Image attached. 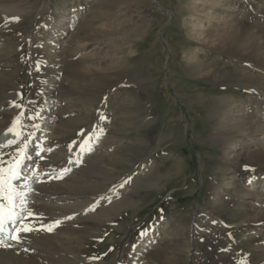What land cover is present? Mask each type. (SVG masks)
Masks as SVG:
<instances>
[{
	"label": "rangeland",
	"instance_id": "obj_1",
	"mask_svg": "<svg viewBox=\"0 0 264 264\" xmlns=\"http://www.w3.org/2000/svg\"><path fill=\"white\" fill-rule=\"evenodd\" d=\"M29 2L28 10L40 13L34 20L5 29L10 20L0 23V42L6 49L14 46L9 60L18 69L17 102L36 103L45 77L36 63L57 49L64 69L51 113L57 134L64 133L60 146L82 150L88 141L85 148L94 150L77 183L70 180L76 168L63 178L93 204L84 206L90 212L71 217L74 233L61 234L66 252L94 264H130L143 236L152 232L155 239L137 264H260L263 238L255 233L257 215L247 204L253 191L263 194L248 181L264 177V161L252 158L253 148L238 145L236 138L229 139L232 148L223 159L212 111L216 98H248L238 83L255 76L245 67L250 61L237 65L236 52L211 49L208 32L210 21L221 25L239 11L264 16V0ZM71 2L78 17L67 29L62 25L60 45L44 47L41 26L58 21ZM27 43L33 46L31 58ZM229 72L239 73L232 79ZM51 103L44 102L38 116ZM108 144L110 149L95 150ZM118 202L124 206L113 205ZM165 234L169 239H162Z\"/></svg>",
	"mask_w": 264,
	"mask_h": 264
},
{
	"label": "bare ground",
	"instance_id": "obj_2",
	"mask_svg": "<svg viewBox=\"0 0 264 264\" xmlns=\"http://www.w3.org/2000/svg\"><path fill=\"white\" fill-rule=\"evenodd\" d=\"M29 3V0H0V23L3 20H10L2 29L24 26L34 20L35 16L40 13H31L27 8ZM68 8L58 16V21L53 20L48 24L46 20L44 21L41 26V37L47 41L44 47L48 48L51 44L60 45L59 41L65 34L62 32V25H67L65 28L67 29L78 17L79 10H76L75 3L71 2ZM66 13H70V15H65ZM210 23L213 27L208 32V39L212 44L211 49L220 54L231 53V50L236 52L237 65L244 67V63L250 61L245 67L246 69L250 68L251 73L250 71L249 73L255 76L249 79L253 80L252 82L238 83V86L250 93L248 98L233 100V98L221 97L215 99L212 111L217 114L215 134L220 138L225 148L222 158L228 159V151L232 148L231 143H228L229 139L236 138L238 145L253 148L252 158L256 161H264V16L254 14L249 17L239 11L231 20H227L221 25L213 26L214 22L210 21ZM201 29L199 27L197 31ZM13 48L14 46H8L6 49L0 42V145H5L9 140L14 141L11 146L0 147V154L3 157L0 166L7 167L9 163L14 162L20 150L24 149L27 159H24L21 165L22 179L16 183L27 192V203L25 210L21 211L19 207L17 208L19 215L15 222H7L4 230L0 232V264H85L87 260L90 261L89 264H94L93 260L82 259L80 261L76 255L68 254L65 250L67 238L61 235L64 231L74 233L76 230L71 227L77 223L70 221L71 217L79 211L86 210L84 206L87 202L74 193L78 187L77 185L72 186V183L79 181L85 164L89 166L92 163V159L88 156L91 151H94L92 146H90V150H88V146L84 150H63L60 141L64 133L57 134L59 128L52 123L55 114L51 112L56 109L58 104L56 98L60 94L59 88L56 86V79L64 69V56L60 52H55L57 49H54L52 55L43 56L41 60L37 61L36 64H39L45 77L42 84L37 87L36 103L30 107L27 99L19 104L16 99L19 94L14 93L17 84L15 75L18 69H15L14 62L9 60V55L12 53L10 50L14 51ZM32 48V44L27 43L26 49L29 58L33 57ZM72 72L73 70L71 74ZM229 73H231L232 79H236L235 76L239 72ZM47 101L52 102L51 108L47 110L49 112L45 111L42 113V117L38 116L41 114L42 104ZM14 121L16 122L15 132L18 135L7 132L13 126ZM25 145H27L26 148ZM110 145H103V148L95 150L110 149ZM71 163L75 164L71 167ZM65 169L67 171H64ZM70 169H74L70 177L72 183L65 184L63 178ZM244 175L246 174L244 173ZM61 176L62 178H58ZM104 178L109 182L113 180L109 176ZM61 179L64 181L60 182ZM248 182L249 185H252V189L263 190L261 195L259 192H252L248 198L251 202L247 204V211L251 214L256 212L257 215L255 223L258 229L255 233L263 238L257 248L260 264H264V201L261 200V197H264V177L261 179L253 177ZM28 188L31 189L30 192L27 191ZM243 191L248 193L249 190ZM112 199L114 200L115 197ZM90 204L87 206L90 207ZM113 205L124 206L120 202ZM60 208H70L73 213L59 214ZM28 212L34 213V215L29 217ZM57 221H59L58 225ZM243 223L239 225L242 226ZM23 226L31 227L32 231L16 233L15 229ZM49 226H52L51 231L47 230ZM162 229H169V226H163ZM13 235H17L18 239H11L10 237ZM165 235L167 238L162 239H169V234ZM142 239L144 242H142L141 248L133 252L130 264H137L140 258L145 255V247L153 242L155 234L147 233ZM163 251L166 250H160V252ZM245 255L247 256V254ZM220 258L226 259L227 256H220Z\"/></svg>",
	"mask_w": 264,
	"mask_h": 264
},
{
	"label": "snow or ice",
	"instance_id": "obj_3",
	"mask_svg": "<svg viewBox=\"0 0 264 264\" xmlns=\"http://www.w3.org/2000/svg\"><path fill=\"white\" fill-rule=\"evenodd\" d=\"M37 70H39V68H37ZM17 107H19V105H17ZM15 124L16 122L14 121L13 126L7 130L8 133L18 135L15 132ZM13 143L14 141L9 140L5 145H0V147H8ZM86 144H88V141H85L84 144H81L80 148L84 150ZM26 147L27 145H25V148ZM88 150H90V147ZM2 159V154H0V161H2ZM24 159H27V157L24 155V149H21L17 154V158L14 160V162L9 163L7 167L0 166V232L4 230L5 224L7 222H15L16 217L19 215V213L17 212L18 207L21 211L25 210V206L27 203V192L21 189L16 183L17 181L22 179L21 165ZM64 171H67V169H65ZM58 178H62V176ZM25 187L27 186L25 185ZM27 191L30 192L31 189L28 188ZM33 215L34 213L28 212L29 217ZM56 224L58 225L59 221H57ZM51 227L52 226H49L47 230L51 231ZM15 231L16 233H19L20 231L29 232L32 231V228L23 226L21 228H16ZM10 238L18 239V236L13 235Z\"/></svg>",
	"mask_w": 264,
	"mask_h": 264
}]
</instances>
